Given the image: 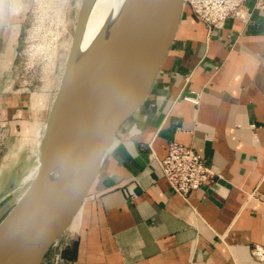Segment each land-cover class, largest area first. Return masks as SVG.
<instances>
[{
  "label": "crops",
  "instance_id": "crops-1",
  "mask_svg": "<svg viewBox=\"0 0 264 264\" xmlns=\"http://www.w3.org/2000/svg\"><path fill=\"white\" fill-rule=\"evenodd\" d=\"M18 1L0 0L3 49ZM246 5L248 21L211 32L183 11L146 100L44 264L58 252L60 264H264L253 254L264 249V204L251 197L264 194V0ZM171 141L200 153L216 182L175 193L159 166Z\"/></svg>",
  "mask_w": 264,
  "mask_h": 264
},
{
  "label": "water",
  "instance_id": "water-1",
  "mask_svg": "<svg viewBox=\"0 0 264 264\" xmlns=\"http://www.w3.org/2000/svg\"><path fill=\"white\" fill-rule=\"evenodd\" d=\"M184 4L185 0L131 1L120 45L98 70L94 92L77 122L80 146L57 167V176L51 179L49 171L56 150L52 129L82 28L80 8L43 131L38 169L0 221V264H11V254L18 252L34 254L28 264L43 263L87 197L118 129L146 100L175 39Z\"/></svg>",
  "mask_w": 264,
  "mask_h": 264
},
{
  "label": "rangeland",
  "instance_id": "rangeland-1",
  "mask_svg": "<svg viewBox=\"0 0 264 264\" xmlns=\"http://www.w3.org/2000/svg\"><path fill=\"white\" fill-rule=\"evenodd\" d=\"M12 6L19 15L12 19L10 50L1 46L5 29H0V221L38 169L43 131L80 8L82 28L52 129L55 153L76 109L91 42V0H20Z\"/></svg>",
  "mask_w": 264,
  "mask_h": 264
},
{
  "label": "built area",
  "instance_id": "built-area-1",
  "mask_svg": "<svg viewBox=\"0 0 264 264\" xmlns=\"http://www.w3.org/2000/svg\"><path fill=\"white\" fill-rule=\"evenodd\" d=\"M246 2L247 0H185L184 10H189L196 19L205 23L211 32L221 27L228 18L248 21L251 13ZM198 98L199 96H185V99L195 103ZM159 166L173 191L183 197H188L204 185H213L217 180V174L200 153L177 141L168 144L167 154L159 160ZM251 197L264 204V194L255 192ZM53 246L59 247L58 240ZM253 254L264 260L262 247L256 246ZM61 261L62 253L58 252L54 264H60Z\"/></svg>",
  "mask_w": 264,
  "mask_h": 264
},
{
  "label": "bare ground",
  "instance_id": "bare-ground-1",
  "mask_svg": "<svg viewBox=\"0 0 264 264\" xmlns=\"http://www.w3.org/2000/svg\"><path fill=\"white\" fill-rule=\"evenodd\" d=\"M131 1L91 0L92 22L88 66L75 112L66 122L63 137L52 158L49 171L51 179L57 176V167L67 160L80 146V128L77 122L81 117L87 100L90 99L94 92L98 70L120 45L127 25L125 13ZM33 256L34 254L27 255L26 252H18L12 253L9 260L11 264H28Z\"/></svg>",
  "mask_w": 264,
  "mask_h": 264
}]
</instances>
